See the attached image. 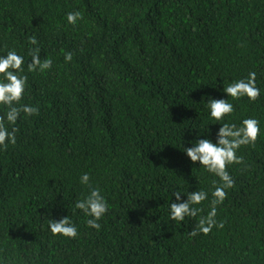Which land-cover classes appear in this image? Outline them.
I'll return each mask as SVG.
<instances>
[{"label": "trees", "instance_id": "obj_1", "mask_svg": "<svg viewBox=\"0 0 264 264\" xmlns=\"http://www.w3.org/2000/svg\"><path fill=\"white\" fill-rule=\"evenodd\" d=\"M33 48L49 70L28 71ZM9 51L25 60L21 103L39 114L22 113L0 150V264H264V0H0V57ZM249 72L259 98L227 97ZM210 99L233 113L215 121ZM246 118L260 136L228 168L224 226L192 237L221 182L184 148ZM85 173L108 205L99 230L75 208ZM201 190L197 217L170 220L173 192ZM65 216L74 239L50 232Z\"/></svg>", "mask_w": 264, "mask_h": 264}, {"label": "clouds", "instance_id": "obj_2", "mask_svg": "<svg viewBox=\"0 0 264 264\" xmlns=\"http://www.w3.org/2000/svg\"><path fill=\"white\" fill-rule=\"evenodd\" d=\"M82 19L79 11L69 12L67 14V22L75 26ZM32 45L37 44L35 36L30 37ZM65 60L70 62L72 54L66 53ZM25 60L15 51H9L6 56L0 57V106L6 109L4 115H0V150H7L9 144L16 143L15 127L9 131V126L15 125L17 120L23 113L24 116L38 115L39 110L35 106L22 104L24 99L27 76L24 73ZM52 66V60L45 58L41 61L39 56V48L31 50V62L28 63V71L45 72ZM223 91L227 97L233 100H240L247 97L250 102H255L260 96V90L256 86V73L249 72L247 79H240L230 83ZM208 108L210 116L215 121H223L230 116L234 107L227 99H210L208 100ZM216 133V142L204 138L195 141L192 147L184 148L186 156L190 161L207 170L208 173L218 177L221 184L215 187L211 193L213 199L210 201V210L207 215L201 216L196 228L189 235L195 237L198 233L208 235L213 227L223 228V222L217 223V205L223 203L227 198V189L234 187L235 182L229 174L228 168L231 165H240L244 163L243 156H238L237 152L242 146H255L260 136L259 121L255 118L243 119L239 126L234 123L220 124ZM81 183L88 185L90 188L87 196L75 203V208L81 210L85 216L91 217L87 220V225L91 228L99 230L101 225L98 221L108 211V205L101 195L98 188H91L90 177L87 173L81 176ZM175 196V202H171L170 220L182 222L186 217L195 218L202 211L199 207L208 199V193L205 191H193L188 193L187 199L181 201V192L172 193ZM49 229L52 235H61L66 238L74 239L78 235L77 228L69 220L67 216L59 221L50 220Z\"/></svg>", "mask_w": 264, "mask_h": 264}]
</instances>
